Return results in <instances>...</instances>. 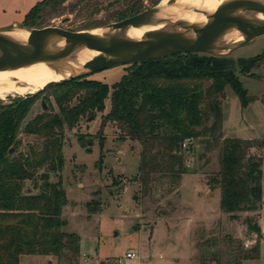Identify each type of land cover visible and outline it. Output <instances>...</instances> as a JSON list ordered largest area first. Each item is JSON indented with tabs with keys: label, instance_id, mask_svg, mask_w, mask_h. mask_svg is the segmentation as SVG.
<instances>
[{
	"label": "trees",
	"instance_id": "1",
	"mask_svg": "<svg viewBox=\"0 0 264 264\" xmlns=\"http://www.w3.org/2000/svg\"><path fill=\"white\" fill-rule=\"evenodd\" d=\"M66 1L44 0L28 12L21 27L43 28L44 6L56 10ZM135 12V4L128 5L116 16L121 21ZM263 65L264 53L236 62L224 56L177 55L130 66L111 89L82 77L8 104L0 101V264H20L23 256H61L64 252L72 260L79 256V236L61 231L66 226L61 214L67 204L61 178L52 182L51 177L63 168L65 129L96 114H101L99 132L112 124L119 141L139 143L134 180L142 194H148L157 176L177 183L187 174L182 144L203 138L206 150H218L219 171L210 182L220 190V210L232 217L257 212L262 202V160L251 152L263 148L264 141L223 138L220 142V132L227 89L242 109L256 101L247 95L236 68L241 75L252 77L251 71ZM47 91H54L58 112L52 111L45 98L48 109L23 126L33 105ZM108 96L110 109L103 114ZM21 134L38 142L27 144L23 152ZM244 222L248 231L260 233L257 221L246 218ZM259 257L260 241L244 259Z\"/></svg>",
	"mask_w": 264,
	"mask_h": 264
},
{
	"label": "rangeland",
	"instance_id": "2",
	"mask_svg": "<svg viewBox=\"0 0 264 264\" xmlns=\"http://www.w3.org/2000/svg\"><path fill=\"white\" fill-rule=\"evenodd\" d=\"M161 2L67 0L56 10L44 6L40 23L43 28L67 32L88 31L119 22L117 13L128 5L135 4L136 12L127 17L131 18L160 7ZM173 3L176 2L171 0L160 9L167 12V6ZM176 23V20H169L167 30H172ZM228 45H233L232 40ZM263 53L264 35H261L238 49L215 55L236 62ZM129 67L117 66L88 75L86 79L101 82L111 89ZM251 72L253 76L247 77L239 73L238 67L235 70L247 95L256 101L242 109L236 95L226 90L220 142L223 138L264 141V65ZM22 96L8 95L0 101L8 104ZM43 97L57 113L54 91L45 92ZM40 103L39 99L33 105L23 126L43 112ZM109 109L108 96L103 114ZM100 118L101 114H96L82 119L71 130L65 129L63 168L51 177L52 182L61 178L67 199L61 214L66 226L61 231L79 236V256L73 260L67 252L61 256H23L20 264H118L131 251L139 255L140 264H264V230L259 226L260 233L255 234L248 231L244 222L250 218L258 223L259 211L236 213L232 217L220 210V190L210 182L219 171L217 149L206 150L203 138L194 140L190 151L184 154L187 174L177 183L157 176L148 194L144 195L134 180L140 162L139 143L119 141L117 129L112 124L99 132ZM80 138L84 147L79 143ZM19 139L23 152L27 144L38 142L35 137L22 134ZM251 154L262 160L264 194V147L252 150ZM260 214L264 227V195ZM259 241V259H244Z\"/></svg>",
	"mask_w": 264,
	"mask_h": 264
},
{
	"label": "water",
	"instance_id": "3",
	"mask_svg": "<svg viewBox=\"0 0 264 264\" xmlns=\"http://www.w3.org/2000/svg\"><path fill=\"white\" fill-rule=\"evenodd\" d=\"M238 10L251 11L264 16L263 5L251 0L235 1L226 6L218 7L207 17L209 21L202 27L176 23L172 30L146 33L145 41L143 42L120 40L109 33L118 30L124 31L128 28H141L144 25L143 20L148 17L150 12H144L105 27L97 28L108 31V33L99 37L91 34V31L97 29L67 32L51 27L41 29L17 27L0 32V64L7 65L10 68H21L39 62H58L67 58L74 50L81 47L93 50L99 54L96 60L83 65V69L87 72L58 83H51L46 87L48 88L117 66L140 65L145 61L160 60L177 55L204 54L217 56L215 54L219 52H231L264 35V23L251 24L244 19L232 16ZM176 28H180L184 32H178ZM16 29L26 30L29 33L24 45L7 37L8 33ZM229 29H236L243 35L244 41L237 45H226L217 49L214 46L216 41ZM188 32H192L195 38L186 37ZM51 36L62 39L65 45L55 53H46L43 49V44ZM41 108L43 111L46 110L45 97H41ZM135 230V227H133V231Z\"/></svg>",
	"mask_w": 264,
	"mask_h": 264
},
{
	"label": "bare ground",
	"instance_id": "4",
	"mask_svg": "<svg viewBox=\"0 0 264 264\" xmlns=\"http://www.w3.org/2000/svg\"><path fill=\"white\" fill-rule=\"evenodd\" d=\"M169 1L171 0H162L160 7L151 10L148 13V17L143 20L144 25L141 28L112 31L109 34L117 39L128 42H143L145 41L146 33L167 30L169 20H176V22L186 26L202 27L208 23L207 17L218 7L241 0H174L176 4L170 7L167 6V12H164L160 8L165 7ZM251 1L264 6V0ZM232 16L244 19L251 24L264 23L263 15L251 11L238 10ZM176 31L184 32L180 28H176ZM105 33H108V31L100 29L91 31L92 35L98 37ZM28 35L29 33L26 30L16 29L8 33L7 37L24 45ZM186 37L190 39L195 38L192 32H188ZM231 40L233 44L237 45L244 41V37L236 29H229L216 41L214 46L217 49L224 47ZM64 45L62 39L51 36L45 40L43 49L46 53H55L62 49ZM98 55L93 50L81 47L74 50L67 58L58 62H39L21 68H10L7 65L0 64V99L3 100L8 95L22 96L24 94H35L45 89L51 83H58L85 73L87 71L83 69V65L93 62ZM34 88L37 90L34 91Z\"/></svg>",
	"mask_w": 264,
	"mask_h": 264
},
{
	"label": "crops",
	"instance_id": "5",
	"mask_svg": "<svg viewBox=\"0 0 264 264\" xmlns=\"http://www.w3.org/2000/svg\"><path fill=\"white\" fill-rule=\"evenodd\" d=\"M44 0H0V32H4L10 29L21 27L24 22L25 16L28 12L39 3ZM263 187H262V202L263 203ZM260 209L259 208V219L258 226L264 230L260 223Z\"/></svg>",
	"mask_w": 264,
	"mask_h": 264
},
{
	"label": "built area",
	"instance_id": "6",
	"mask_svg": "<svg viewBox=\"0 0 264 264\" xmlns=\"http://www.w3.org/2000/svg\"><path fill=\"white\" fill-rule=\"evenodd\" d=\"M193 144V140L187 139L182 144V149L184 150L185 154L188 153L191 149ZM140 257L136 252H128L125 256L118 262V264H140Z\"/></svg>",
	"mask_w": 264,
	"mask_h": 264
},
{
	"label": "flooded vegetation",
	"instance_id": "7",
	"mask_svg": "<svg viewBox=\"0 0 264 264\" xmlns=\"http://www.w3.org/2000/svg\"><path fill=\"white\" fill-rule=\"evenodd\" d=\"M176 3H173L172 5H175ZM254 40V39H253ZM252 41V40H251Z\"/></svg>",
	"mask_w": 264,
	"mask_h": 264
}]
</instances>
